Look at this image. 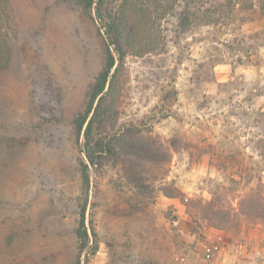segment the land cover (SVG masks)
<instances>
[{
    "label": "rangeland",
    "instance_id": "374dc122",
    "mask_svg": "<svg viewBox=\"0 0 264 264\" xmlns=\"http://www.w3.org/2000/svg\"><path fill=\"white\" fill-rule=\"evenodd\" d=\"M104 7L135 22L116 61V128H141L161 153L133 161L140 188L120 164L90 169L96 238L80 251L73 119L102 67L104 27L75 0H0V264H209L211 242L212 264H264V225L239 211L264 195V0Z\"/></svg>",
    "mask_w": 264,
    "mask_h": 264
},
{
    "label": "trees",
    "instance_id": "16d2710c",
    "mask_svg": "<svg viewBox=\"0 0 264 264\" xmlns=\"http://www.w3.org/2000/svg\"><path fill=\"white\" fill-rule=\"evenodd\" d=\"M77 4L88 13L94 11L96 18L104 27L103 64L99 72L89 84L86 103L82 111L78 112L73 119V129L77 141L82 139L81 150L84 161L80 163V178L84 199L80 205L79 222L75 231L79 243V250L86 248L90 241L95 242L96 232L92 218L86 225V207L88 194L91 187L90 169L99 170L109 165L120 164L126 174H129L135 186L144 187L139 181L142 179L140 170L134 168L133 161H156L161 152L154 140L149 135H143L142 129L134 126L117 127L114 92L119 72V63L126 56V44L135 32V22L121 9L119 11L107 10L104 0H75ZM187 18L184 17V22ZM0 22V46L2 45L3 33ZM4 57L0 58V64ZM116 61L118 64L116 65ZM172 146L174 143H171ZM156 147V148H154ZM180 194L179 191L173 193ZM172 196V193H166ZM205 213L209 217L219 215L221 211L211 202H207ZM239 211L241 214L260 220L264 225V195L254 191L248 197L240 201ZM228 212V211H227ZM227 212H222V224L228 220ZM90 231V234H89ZM94 251L95 249L92 248Z\"/></svg>",
    "mask_w": 264,
    "mask_h": 264
},
{
    "label": "built area",
    "instance_id": "2783aa9c",
    "mask_svg": "<svg viewBox=\"0 0 264 264\" xmlns=\"http://www.w3.org/2000/svg\"><path fill=\"white\" fill-rule=\"evenodd\" d=\"M217 245L215 243H206L203 245V259L207 263H211V258L217 252ZM212 264V263H211Z\"/></svg>",
    "mask_w": 264,
    "mask_h": 264
}]
</instances>
